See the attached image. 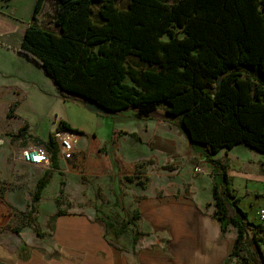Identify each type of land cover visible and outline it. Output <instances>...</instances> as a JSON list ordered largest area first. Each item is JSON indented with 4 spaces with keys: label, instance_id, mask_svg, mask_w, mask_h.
I'll return each mask as SVG.
<instances>
[{
    "label": "trees",
    "instance_id": "16d2710c",
    "mask_svg": "<svg viewBox=\"0 0 264 264\" xmlns=\"http://www.w3.org/2000/svg\"><path fill=\"white\" fill-rule=\"evenodd\" d=\"M44 2L37 0L35 14ZM53 10L46 24H27L19 50L44 68L66 100H95L109 115L133 111L141 119L167 104L170 120L193 146H204L213 165L215 217L224 231L230 224L238 230L228 263L248 246L251 258L243 264H264V221L232 188L228 153L216 157L239 144L264 153V0H129L126 8L119 0H55ZM133 56L145 65L131 76L135 84L126 82ZM58 129L78 132L67 121ZM43 145L58 168V144L51 136ZM51 179L47 170L38 180L24 221L40 236L35 213ZM138 217L118 227L105 220L107 241L126 249L119 237ZM144 235L135 230L134 244Z\"/></svg>",
    "mask_w": 264,
    "mask_h": 264
},
{
    "label": "crops",
    "instance_id": "0c3cea01",
    "mask_svg": "<svg viewBox=\"0 0 264 264\" xmlns=\"http://www.w3.org/2000/svg\"><path fill=\"white\" fill-rule=\"evenodd\" d=\"M54 3L55 0H45L44 6L35 14L37 0H0V120H19L15 129L5 124L0 125V131H7L5 127L9 129L10 137L7 139L9 144H0V167L10 151L15 153L12 140L18 144L16 147L24 148L31 145L44 146L43 142H47L51 136L54 140L55 136H61L63 141L67 140L63 136H70L80 143L75 161L68 163L58 152V168L52 167L51 162L47 169L52 173V178L57 177L60 181L64 178L63 172L69 170V167L73 171H81L85 166V157H89L91 173L102 172L104 178L112 181L116 192L119 191L116 175L131 174L129 168L125 172L122 170L135 162L143 164L142 170L137 174H147L152 179L159 177L155 171L167 162L172 166L183 165L188 168L199 163L201 168H209L212 174L213 165L205 159L204 152L201 155L187 141V136L180 127L170 128L174 134L168 136L169 138H156L157 130L164 125V120L154 126L149 125L155 128L154 133L143 124L141 128L148 134L143 137L140 135L139 139L131 135V132L137 133L136 128L129 130L113 127L109 133L103 128L102 134L98 133L102 124L107 127L106 117L100 114L93 117L99 121L96 131L74 132L58 129L61 121H67L66 113L63 112L64 116L60 117V112L64 109L60 107L65 106L68 100L60 95L57 85L45 74L44 68L19 50L27 24L33 21L46 24L54 14ZM49 26L56 28L55 25ZM77 102L84 105L82 101ZM40 117H49V126L50 123L55 125L51 127L52 133L48 139L36 140L29 136L35 129L34 123ZM25 125L29 126L27 134L19 136L18 133ZM71 126L73 127L72 124ZM33 141L39 144H34ZM56 143L60 149L58 141ZM183 152L185 155L177 156V153ZM20 158L14 155L12 159L17 163L12 165L13 168L19 167L21 163L18 161L22 160ZM191 159H195L194 162ZM102 160L105 161L104 170L97 163ZM45 172H36L37 180L32 192L21 184L15 190L3 188L4 195L0 196V264H229L237 228L230 224L224 231L222 222L215 217V206L209 205L214 197L201 204L195 193L183 191L181 187L174 188L170 179H167V187L162 186L160 190L155 188L149 191V185L135 188L136 196L133 200L129 199V202H134V213L139 216L135 220L133 234L138 230L146 235L134 244L133 234L131 240H126L122 234L119 243L127 245L124 250L113 247L107 241V226L98 220L97 211L65 209L58 214L57 204L62 187L59 181L54 195L53 211L46 217V227L40 225L41 234L43 229L50 231L45 240L33 227L24 226V219L20 225L13 221L18 211L16 209H26L29 202L31 203L37 182ZM169 172L161 174L169 178ZM253 173L252 177L264 183V170ZM25 177L21 176L20 181L25 180ZM6 178H10L8 174H0V186ZM48 186L49 183L43 196ZM104 191L106 194L111 191L109 184L104 186ZM248 197L249 200L252 199ZM253 206L257 207L255 215L260 217L258 211L264 209V205L254 203Z\"/></svg>",
    "mask_w": 264,
    "mask_h": 264
},
{
    "label": "rangeland",
    "instance_id": "374dc122",
    "mask_svg": "<svg viewBox=\"0 0 264 264\" xmlns=\"http://www.w3.org/2000/svg\"><path fill=\"white\" fill-rule=\"evenodd\" d=\"M173 1V0H170ZM129 0H119L120 6L126 8L128 5ZM175 30L181 35H184V32L181 28L175 27ZM164 39H169V35H164ZM128 67L130 69V74L126 78V82L135 84V82L132 80L131 76H140V73L145 68V65L139 61V59L135 56L130 57L128 61ZM166 105L163 104L157 108V112L164 114L166 112ZM81 106V107H79ZM60 108H64L60 112V117L64 116V113H66L68 118L67 120L69 123L73 125L74 130H77L79 132H88V131H96L97 124L99 121L93 117H96V112H90L84 105H79V102L69 99L67 104L65 106H62ZM80 108V109H79ZM82 108V109H81ZM85 108V109H84ZM88 110V111H87ZM64 112V113H63ZM87 112V113H86ZM85 114H89L90 118L87 117ZM104 115L106 117L105 121L107 122V127L105 124H102L99 128L100 131L98 133L102 134L103 128L109 133L113 127L118 128L121 127L122 129H133L137 131L138 137L141 135L147 136L148 132L145 131V129L141 128L143 124L147 125V129L150 132L154 133L153 127L149 125H156L157 123H161L163 120L165 122L162 127L158 128L156 138H169L168 136H171V134H174L169 129H175L179 128L178 126H174V121L169 119L168 121L165 119H141L138 118L137 115L133 111H127V112H119L114 113L111 115L106 114H100ZM48 118H37L38 122L34 123L35 129L34 131L29 133L30 137L35 138L36 140L42 139H48L51 132V127H55V125L49 126ZM5 119V118H4ZM59 122V120H58ZM19 120L15 119L13 121L11 120H0V125L4 126L8 125L11 126V128L15 129L18 125ZM174 124V125H173ZM166 125V126H165ZM105 126V127H104ZM7 131H0V139L3 138L5 140L4 143L9 144L7 139H10L8 137L9 129L5 127ZM54 129V128H53ZM134 137H137L134 135V132H131ZM137 137V139H139ZM61 136H55V140L58 141L60 149L59 152L61 154L62 159L67 160V162L75 161L77 150L80 148V143L77 142V140H74V138H71V141L73 142V147L71 149L67 150V154L64 156V154L61 152ZM157 140V139H156ZM188 141V140H187ZM34 144H39L35 143ZM5 144V145H6ZM11 144V143H10ZM15 149L14 151H10L4 161L3 164H1L0 167V174L1 175H7L10 178H6V180H3V184L0 186V196L3 197L4 195V189L3 188H10L12 190H15L18 186L25 185L26 188L30 189L31 192L33 191V188L35 186V182L37 180V174L41 173L43 174L48 167L51 165V158H50V164L48 166H39V165H30L26 162L19 160L18 162L21 163L19 167L13 168L12 165L17 163L16 161H13L14 155L17 156V158L20 157V151L23 146L16 147L18 145L17 143H14V140H12V144ZM4 146V145H3ZM12 147V146H11ZM195 150L197 152H200L202 155L204 146L200 144H196ZM1 148V146H0ZM67 149V147H66ZM106 150V149H105ZM180 152V151H177ZM49 153V152H48ZM228 153L229 156V168L227 170L230 181L232 182V188L235 189L238 196L242 197V205L245 206L247 210L251 212V214L254 216L256 213V208L253 204L256 203V205L263 206L264 205V183L258 181L256 178L252 177L256 170L257 172H263L264 170V153L260 152L258 150L252 149L247 147L245 144H239L236 145L233 149L228 150V148L222 149L219 153H217L216 157L219 158L221 156H224ZM195 154V153H194ZM50 155V153H49ZM117 155V154H116ZM185 155V153H177V156ZM115 156V155H114ZM21 159V158H20ZM193 162L195 159H191ZM85 166L82 168L81 171H73L71 167H69V170H67L64 173L65 186H64V193L60 194L59 197V203L57 204V211H63L65 209H72L77 211H97L98 220L101 221L103 225L105 224V220L107 221H116L118 222L117 227L120 226V223L127 222V219L132 216V214L135 212V206L134 202L130 200H133L136 196V190L135 188L139 187V185H149V188H147L149 191L154 190L157 188L158 190L161 189V187L166 186L168 184V180L170 179L171 183H173L174 188H182L183 191H191L192 193H195L196 198L201 204H204V201L206 202L210 198L213 197L212 193V185L214 183L212 174L210 172V169H204L201 168V165L199 163L193 164L192 166L185 167L183 165H176L172 166L170 165V162H167L166 165L160 166L155 172L159 177L157 178H151L147 174H137L139 173L143 166L142 163H134L128 166L123 167L124 171L125 169H128V171L132 172L128 175L120 176L119 174L116 175L117 180V188L119 191H115L113 189L112 181L110 179L104 178V174L100 171H96L97 173H91L90 166V160L89 157L84 158ZM101 165L100 169L104 170V164L105 161L102 160L100 162H97ZM176 170H174V168ZM202 169L201 172L197 171V168ZM263 168L260 169V168ZM168 168V170H166ZM189 171H187V169ZM211 168V167H210ZM140 169V170H139ZM260 169V170H259ZM166 170V171H165ZM126 171V170H125ZM124 171V172H125ZM169 172V178L163 177L161 172H166L168 174ZM100 172V173H99ZM136 172V173H134ZM158 172V173H157ZM249 173V175L247 174ZM25 175V180L20 181V177ZM168 179V180H167ZM59 179L57 177H54L49 182L48 190L45 191L44 196H42L41 201L38 202V212L35 213L37 221L40 223L42 227H46L47 220L46 217L49 215L48 213L53 211V200L55 199L54 195L56 193V186L59 185ZM110 186L111 191L107 194L104 191V186L108 185ZM213 182V183H212ZM167 187V186H166ZM250 196L252 199L249 200ZM214 198L212 201L209 202V205H214ZM40 204V205H39ZM30 205V202H29ZM29 205L25 209H16L18 210L17 213H15V218L13 219L14 223L21 224L22 220L26 219L27 212L29 211ZM109 218V220H108ZM129 230H127L124 233V237L126 240L132 239V234L134 230V225L129 224ZM50 227V224H49ZM50 234V231L47 229L42 230V237L46 240V237H48ZM262 250L264 252V244H262ZM250 248L246 246L242 250V255L240 258L236 257L232 261V264H243L247 260H250L251 254H250Z\"/></svg>",
    "mask_w": 264,
    "mask_h": 264
},
{
    "label": "built area",
    "instance_id": "2783aa9c",
    "mask_svg": "<svg viewBox=\"0 0 264 264\" xmlns=\"http://www.w3.org/2000/svg\"><path fill=\"white\" fill-rule=\"evenodd\" d=\"M67 140H62L61 142V152L64 156L67 154V150L73 147V142L71 141L70 136H63ZM4 141L0 139V144H3ZM67 147V149H66ZM47 148L42 145H31L28 147H24L20 151V157L23 161L30 165H49L50 164V155ZM68 155V154H67ZM17 158V156H16ZM197 171L201 172L202 169L199 167L196 169ZM258 214L261 216V220H264V209H259Z\"/></svg>",
    "mask_w": 264,
    "mask_h": 264
},
{
    "label": "water",
    "instance_id": "95a60500",
    "mask_svg": "<svg viewBox=\"0 0 264 264\" xmlns=\"http://www.w3.org/2000/svg\"><path fill=\"white\" fill-rule=\"evenodd\" d=\"M222 82V77L219 80V85H221ZM83 104L85 105V107L90 110V112H96V113H100V114H106L109 115L110 111L108 109H106V107L102 104H100V102L95 101V100H87V101H82ZM150 116L154 119H167L169 116L168 114L164 113H159L157 111H152Z\"/></svg>",
    "mask_w": 264,
    "mask_h": 264
}]
</instances>
